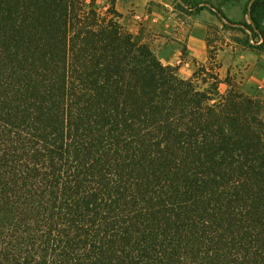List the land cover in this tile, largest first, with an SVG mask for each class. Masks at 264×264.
Wrapping results in <instances>:
<instances>
[{"label":"trees","instance_id":"obj_1","mask_svg":"<svg viewBox=\"0 0 264 264\" xmlns=\"http://www.w3.org/2000/svg\"><path fill=\"white\" fill-rule=\"evenodd\" d=\"M201 71L114 10L0 0V264H264V104Z\"/></svg>","mask_w":264,"mask_h":264},{"label":"crops","instance_id":"obj_2","mask_svg":"<svg viewBox=\"0 0 264 264\" xmlns=\"http://www.w3.org/2000/svg\"><path fill=\"white\" fill-rule=\"evenodd\" d=\"M101 1L104 8L118 13L129 32L149 35H143V40L163 64L175 66L183 78L209 63V49L214 45H208L207 37L212 28L218 29L223 40L214 41L218 45L214 72L220 79L231 77L264 104V43L258 48L262 37H252L243 25L252 24L249 11L253 0ZM246 38L250 45L243 43Z\"/></svg>","mask_w":264,"mask_h":264},{"label":"rangeland","instance_id":"obj_3","mask_svg":"<svg viewBox=\"0 0 264 264\" xmlns=\"http://www.w3.org/2000/svg\"><path fill=\"white\" fill-rule=\"evenodd\" d=\"M83 2H84V4H85V7L86 8H90V6H93L100 14H102V15H107V16H110L111 15V13H112V10L111 9H109V8H104V6H103V2L101 1V0H83ZM140 36H145V35H147V34H144V33H141V34H139ZM148 37H149V35H147ZM209 38H210V42H211V44L212 45H214V47L213 48H211V52H212V55H211V58L209 57V59H210V61H209V63L207 64V65H203L204 67H205V70L206 71H204V72H200V74L198 75L199 76V78L200 79H204L205 78V80L207 81V83H205V84H203L202 86L203 87H206V86H210V84H211V82H213V78L211 77V74L213 73H215L214 72V66H216V64L214 63V60L213 59H215L216 58V54H217V43H215L214 41H217V42H220V40L222 39L223 40V38H222V35L220 34V33H218V29H216V28H212L211 29V31H210V36H209ZM199 67H201V65L200 66H198L197 68H196V70L199 68ZM195 70V71H196ZM216 74V73H215ZM227 77V76H226ZM225 77V78H226ZM229 77V76H228ZM225 78H223V79H221L222 80V82H223V84H221L220 85V83H219V85L220 86H218V91H219V93H225L227 90H228V88H229V86H228V84L224 81V79ZM232 81H234V82H236L235 80H233L231 77H229ZM221 82V83H222ZM237 84H238V86L242 89V86L240 85V83H238V82H236ZM243 90V89H242ZM263 118H264V113H263Z\"/></svg>","mask_w":264,"mask_h":264}]
</instances>
